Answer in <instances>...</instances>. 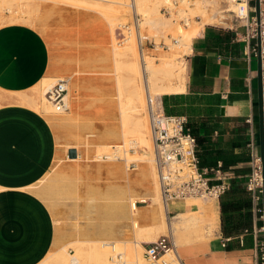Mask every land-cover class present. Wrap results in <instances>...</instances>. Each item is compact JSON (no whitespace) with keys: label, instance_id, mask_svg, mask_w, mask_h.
Here are the masks:
<instances>
[{"label":"crops","instance_id":"obj_1","mask_svg":"<svg viewBox=\"0 0 264 264\" xmlns=\"http://www.w3.org/2000/svg\"><path fill=\"white\" fill-rule=\"evenodd\" d=\"M246 31L245 22L234 18L227 26L200 25L191 38L190 50L184 54V90L159 96L161 100L164 95L184 97L177 101L176 113L186 116L196 138L199 165L209 168L219 165V181L229 186L226 191L231 187L245 189L252 157L260 154L257 57L246 50ZM48 72V43L37 28L24 23L0 25V90L27 91L48 76ZM69 148L65 152L57 148L52 125L42 113L24 104L0 105V264H36L53 244L63 245L75 235L101 233L87 230L88 227L123 225L127 232L128 176L124 168L118 164L75 162V158L67 156ZM59 157L61 161L57 162ZM111 167L116 171H110ZM54 168L57 177L66 172L72 184L79 174L76 187H61L62 197L57 199L55 209L41 197L44 179ZM87 178L95 180L91 187L96 198L92 211L75 206V198L65 199L69 193L88 194L85 190L88 187L81 183V179ZM112 178H115L114 213ZM185 201V198L170 201L167 213L203 209L201 203L191 205ZM211 203L215 212L213 233L178 247L181 263L256 264L257 244L264 238L261 230L264 221L252 199L251 232L244 229L231 236H224L221 230L220 197ZM140 207L143 214L149 216L152 212L145 205ZM157 220L151 214L145 222L149 225ZM56 227L74 228L73 237L55 241Z\"/></svg>","mask_w":264,"mask_h":264},{"label":"rangeland","instance_id":"obj_2","mask_svg":"<svg viewBox=\"0 0 264 264\" xmlns=\"http://www.w3.org/2000/svg\"><path fill=\"white\" fill-rule=\"evenodd\" d=\"M47 1L46 0L45 1L44 0H0V25L10 22L28 24L37 28L45 37L49 47V72L47 75L54 76L57 78H67V79L71 75H73V77L71 78V82L70 79H68L70 82V85L68 87L72 92L71 93L72 96L75 97L73 106L70 100L67 98L69 109L64 113H56L54 111L45 112V110L43 109L44 107L43 103L41 104V111L38 112L42 113L49 119L53 128V132L55 133L57 148L64 150V152L68 147L76 148L77 150H79V153H77V157L75 158L76 159L75 162L82 164L102 163L113 166H115V164H118L121 166L122 170L124 168L128 176L127 178L128 223L126 227L127 232L125 233V227H123V225L121 228L119 226L112 228L88 227L87 230L90 231L96 230V231H100L101 233L96 234L94 236L90 234H84L81 235L80 237L75 235L74 236L75 238L72 239V241L69 240V242H66L63 245L57 246L53 244L49 249V251L47 252V254L45 255V256L49 255L46 264H52V262L50 261L51 259L53 260V256H54L53 252L57 253L58 250L62 248V246L66 247L70 255H74L75 253L74 246L76 244L81 243L84 240H108V241L130 240L133 242V240L144 238L145 233L143 231H145L147 227L148 228L152 227V229H156L158 227L159 229L158 225L162 223L160 210L158 208H159V203H163V202L160 201L162 199L160 196V191L158 189L159 187H157L158 194L155 191V184L153 183L154 180L151 177L153 171L152 167L149 165V168L145 172V176L141 177L140 170L142 163L139 160H135V159L131 160L132 158H130L129 161L127 162L126 159L123 158V156L122 159L109 158L102 160L98 158V155L101 154L100 149H98L99 144L108 143L112 145L111 149H113L115 148V145L120 146L122 143L123 138L121 139V135H120V129H121L120 125L123 114L121 113V106L124 107L123 104L126 105L128 100L127 96L129 93V88L131 87L130 85H132L134 81L131 71L125 65L120 64L118 66V71L115 70V66L113 62L114 61L113 49L114 46L121 47L120 45L123 44V43L118 44V39L120 38V29L118 27V24L130 21L132 19L133 11H136L141 15L143 22L144 18H146V16L150 14V12H153V9L157 7V9L160 11L163 17H166L167 19L171 20L170 21L171 28L167 26L163 29V31H156L153 28H151L149 25H148L149 27H147L145 25L146 23H141V27H142L141 29L147 35L154 36L157 42L161 40L164 41L168 45V48L158 45L155 49H148L144 55L147 56L146 59L154 58L153 59L154 63L155 62L158 63L161 60L171 58L174 64H176L175 65L176 71H174L173 73L176 74L175 72H177V70L181 68L182 69L181 76L184 80L185 77L184 54H186L187 51L186 52L181 51L182 50L181 39L185 36L186 34L185 32H187V30L189 29V25H191L193 22L194 23L196 22L197 24L199 23V25L203 26V24L205 23H200V22L202 20L201 14L204 10V11H208L209 13H212L213 11L215 14L217 13L224 14L227 18L226 24L219 22L217 23L213 22L211 24L227 26L230 24L231 18H233L231 9H234V5L233 2H231V0H213V2L212 0H210V2L209 0H204V3L202 2V4H206L205 7L201 8L200 6V8L198 9L197 7H195L196 0H184L183 2H179L178 5L174 8L178 12V14L174 15L173 13H171V15L169 16L163 13L161 9L163 5L167 3L166 0H138L136 4L137 7L139 8L141 6L140 9H136V5H133L132 0H127L128 5L121 6L122 8H124L122 9V11L124 12L121 14H117L118 13L117 11L119 9L121 10V7H119L118 3L116 2L117 0H52V1L47 0ZM138 3L140 5H138ZM9 6L13 9L12 11H8L7 8ZM148 10H150V12H146ZM145 12L148 14H146ZM112 15L114 17L115 15H117L116 19H118L115 21L116 23L113 29L114 32H115V28L116 30L118 29L115 33H113L114 36L113 40L111 39L112 37L110 38L111 36V34H109L110 26L108 24V20L110 19V17H112ZM14 16H17L19 18L15 20L13 19ZM181 16H187L189 18V22L186 26L179 24L178 19ZM27 17L30 18L27 19ZM107 18L109 19L107 20ZM13 20H15L16 22L15 21L13 22ZM182 34L184 35L182 36ZM173 38L178 39V42L174 43L172 41ZM113 41H114L113 44L115 45L112 44ZM162 57L163 59H161ZM138 58L139 61L143 62L139 54H138ZM147 73L148 71H145L144 77L142 74L136 77V81L137 83H139V85H141V87H143L142 91L144 93H145L144 86L148 85V78L150 80V74ZM157 75L159 76L160 74L157 73ZM75 78L77 80L76 91L73 90L76 89V86L72 84V80H74ZM173 81H176V76L173 77ZM32 91L33 89L31 90L29 89L25 92L31 94ZM162 95L163 93L158 94L157 96L153 97L154 100L152 101L157 102L161 100L160 97ZM20 97H22L21 91L5 92L3 90H0V105L4 103L20 102L21 101ZM145 103H146L145 108L144 107L141 108L139 117L145 119L147 117L146 121L147 124L149 125V117L147 110L148 108L147 104H149L148 98L146 99ZM143 109L145 111V114L143 113L144 112ZM143 115H145V117ZM132 137L135 138L133 135H131L130 138ZM149 137L151 140L150 134ZM137 144L138 143L136 142L129 145L127 144L126 146L123 145L124 148H127L128 157H137L138 155H140V153H144L146 151L144 147L139 146ZM121 150L123 153V149ZM152 153L154 158V148H152ZM64 159L68 160L66 156H64ZM56 161L60 162L61 161L60 157ZM147 164L150 163L147 162ZM153 166L155 169L154 161H153ZM47 175H48L47 178L44 179L45 181L44 182L42 181L44 184V186L42 185L44 193L41 195V197L44 200H47V203L51 208L55 209L57 205V199H61L62 197L61 187L63 185L68 186L69 188H71L72 185L76 187L78 185L79 174L76 177L75 179L76 181H74L73 184L67 178L66 172L64 173V176H62V173H60V176L57 177L55 168L53 169V171H49V174ZM42 182H39L37 185L40 186ZM94 182L95 180L91 178H87V181L85 179H81L82 186H84V188L88 187V189L85 190H88L89 193L83 195H78V194L72 195L71 193H69V196H65V199L75 198L76 199L75 206H82L83 208L86 207V209H90V211H92L94 209L95 199H96L95 196L91 193V187L94 185ZM157 185H158V180H157ZM131 198L136 201H139L140 198H146V201L137 203V206L139 207L138 211L132 212L130 207V202L132 200ZM152 198H155L156 203L155 202L153 203L152 201L151 204ZM190 198L195 199V203L193 200L189 204L195 205L197 203H201L203 209L205 210L212 209L211 202L213 201V199H203L196 197H190ZM115 200H116L115 178H112L113 213L115 212V204H116ZM141 205H145L147 206V208L151 209L152 212L149 213L150 217L152 214V216H155L156 219L158 218V220L155 221L154 224L152 223H150L149 225L146 224L147 222H145V220L149 216L147 213L143 214L141 212L142 210V208L140 207ZM168 215H169L168 219L170 221H174L176 220V218L177 220L179 219L178 212L175 214L170 213ZM134 220L138 222L139 226H142L143 228L141 230L142 232L137 231L139 229L138 228L136 229L134 227L133 225ZM56 224L57 222L55 221V226ZM206 224L202 223L203 227L202 226L201 227L203 228L205 235L208 237L209 235H212L213 229L211 228L213 227L210 225L211 228L209 229V225L207 226ZM180 226L181 229L177 230L179 231V233H183L184 235L188 233L187 236H190L191 238L193 237L192 238L193 240H198L197 237L192 233V231L194 230L192 227L186 229V227L185 228L183 227V224ZM206 229L207 231H205ZM72 230H74V228L68 227L62 229L61 227H56L55 241H57V239L58 241L61 240L64 241L66 238L70 239L71 237H73L71 234ZM110 230L112 231V234L102 233L103 231L109 232ZM121 230H122V234H120ZM167 232L168 231L162 233L159 232L157 236H155L154 240L160 234H165ZM145 242L146 241L142 242L143 246ZM49 258L51 259L48 260ZM145 261L150 264V262L147 261L146 259Z\"/></svg>","mask_w":264,"mask_h":264},{"label":"bare ground","instance_id":"obj_3","mask_svg":"<svg viewBox=\"0 0 264 264\" xmlns=\"http://www.w3.org/2000/svg\"><path fill=\"white\" fill-rule=\"evenodd\" d=\"M50 1H52V0H50ZM132 1H133V5H136V9L141 8V6H140V8L137 7L136 3L138 0H132ZM167 1H169V0H166V2ZM116 2L118 3L119 7H121L123 5H125V6L128 5L127 0H117ZM202 2L204 3V0L203 1L202 0H196L195 1V7H197L198 9L200 8V6H201V8H204L206 4H202ZM209 2H210V0H209ZM212 2H213V0H212ZM214 4H215V1H214ZM138 5H140V4L138 3ZM233 5H234V3H233ZM37 8H38V6H37ZM7 9H8V11L13 10L10 6ZM122 9H124V8L121 7V10L119 9L117 11L118 12L117 14L123 13L124 11H122ZM234 9H235V5H234ZM231 10H233V9H231ZM146 12H150V10H148ZM146 14H148V13H146ZM201 17H202V20L200 23H205V24L213 23V22L226 23V16L224 14H219V13L215 14L213 11H212V13H209L208 11L203 10ZM18 18L19 17H17V16L13 17V19H15V20H17ZM29 18L27 17V19H29ZM33 18H34V16H33ZM116 18H117V15H115V17L112 15V17H110V19L107 18V20L109 19L108 24L110 26V32H111V33L109 32V34H111L110 38L112 37L111 38L112 40L114 37L113 33H115L118 30V29L116 30V28H115V32L113 31L114 25L116 23L115 21L118 20ZM15 20H13V22ZM170 21L171 20L167 19L166 17H163L162 14L160 13V11L157 9V7H155L153 9V12H150V14H148L146 16V18H144V21L142 23H146L145 25L147 27L150 26L151 28H153L156 31H163V29L167 26H169L171 28ZM174 28H172V29H174ZM199 29H200L199 23L197 24L196 22L195 23L193 22L191 25H189V29L188 30L186 29L187 32L184 31L186 34L181 39V45H182V50L180 49L181 51H185V52L187 51L188 52L190 50L191 38L193 35L198 33ZM178 32H180V31H178ZM183 35L184 34H182V36ZM135 40L136 39L134 38V35H131L122 44L123 46L122 45H120L121 47H115L114 46V49L112 48L113 49V56H114L113 62H114L115 70L118 71V66L120 64L125 65L131 71V74H132L133 80H134L133 84L130 85L131 87L129 88V93L127 96L128 97L127 103H126V105L123 104L124 107L121 106V113L123 114V117L121 120V125H120L121 126L120 127L121 128L120 129V135H121V139L123 138L122 143L120 146L115 145V148H113V149H111L112 145H110L108 143H101L98 145L99 146L98 149H100L101 154H105L111 158L116 157V158L122 159V156H123V158H125L127 162L129 161L130 158H132L131 160H134V159L139 160L142 163L141 164V170H140V176L141 177L145 176V172L147 171V169L149 168V165H150L152 167V170H153L151 177L154 180L153 183L155 184V191L158 194V191H157L158 185H157V180H156L157 174H156V170L154 169V166H153V161H154V158L152 155L153 154L152 153L153 144H152V141L150 140V137H149L150 128H149V125L147 124V121H146L147 117H146V119L140 118L139 114H140L141 108H143V107L145 108V104H146L145 101L147 98L154 100L153 97L157 96L160 93H172V92H178V91L184 90V80L181 76V74H182L181 68L178 69L177 72H175L176 74L173 73L174 71H176V69H175L176 64H174V62L171 58L161 60L158 63H156V62L154 63L153 62L154 58L153 59H146L147 56L144 55L142 58L143 62L139 61V58H138L139 52L137 51L139 46L137 45ZM115 41H117V40H115ZM113 43H114V41L112 42V44ZM113 45H115V44H113ZM112 49H111V51H112ZM137 52H138V54H137ZM180 57H181V55H180ZM161 59H163V57ZM145 60H146V62H145ZM182 65H183V63H182ZM180 67H182V66H180ZM112 70H114V69H112ZM145 71H148V73L150 74V80L148 78V85L144 86V90H145L146 94L142 91L143 87H141V85H139V83H137V81H136L137 76L142 74L144 77ZM157 73L160 75L158 76ZM174 76H176V81H173ZM72 77H73V75H71L68 78V79H70V82H71ZM119 78H121V77H119ZM57 79L58 78L54 77V76H44L37 84H35L32 88H30V90L33 89L31 94H28L25 91H21V94H22V97H20L21 101L17 102V104H24L26 106L33 108L36 111H41V104L43 103V105H44L43 109L45 110V112L53 111V108H52L51 104L49 102H47V100L44 96V93H45L47 88H49L54 82H56ZM70 82L68 80V86L70 85ZM72 84H74L76 86V89H73L74 91H76L77 90L76 78L74 80H72ZM71 93L72 92H71L70 88L68 87L67 98L70 100V102L73 106V102H74L75 97L72 96ZM146 108H147V106H146ZM143 111H144V109H143ZM143 113L145 114V111ZM143 116L145 117V115H143ZM131 135H133L135 138H133V137L130 138ZM136 142L138 143L137 145L144 147V149H146V151L144 150L145 152L140 153V155H138L137 157H128L127 156V154H128L127 148H124V146H126L127 144L128 145L133 144ZM121 149H123V153H122ZM147 162H149L150 164H147ZM111 168L112 169H110V171H112V172L116 171V169H113L114 167H111ZM150 173H151V171H150ZM139 200H145L146 201V198H140ZM185 200H186L185 202H187V203H190L191 201L194 200V203H195V199H192L190 197L186 198ZM152 201L154 203L155 198H152L151 204H152ZM160 201H162V200H160ZM130 207H131L132 212L138 211L139 207L136 204V200H134V199L131 200ZM158 209L160 210L162 223L160 225H158L159 229H158V227L156 229H152V227H150V228L147 227L145 229V231H143L145 233L143 239L133 240V242L130 240H115V241L84 240L81 243L76 244L74 246V249H75L74 255H70L69 252L67 251L66 247L62 246V248L59 249L60 251L58 250L57 253L53 252V254H54V256L52 254L53 260L51 258H49L48 260L51 259L50 262H52V264H118V260H115V256L120 254L121 257H123V259L125 260V262L127 264H149L145 261V258L143 257V254H142V250L144 249L142 242L143 241L150 242V241L154 240L155 236H157V234L159 232L162 233V232L168 231L173 235L174 243L176 246L175 254H173L170 257L171 263H169V264H182L180 259H179V254H178V250H177L178 247H180L184 243L192 242L195 240L192 239L193 237L191 238L190 236H187L188 233L186 235H184L183 233H179V231H177V230L181 229L180 225L183 224V227L184 228L186 227V229L192 227L194 229L192 231L193 235H195L198 240L204 239L207 236L205 235L204 230L202 228L203 227L202 223L203 224L207 223L206 225L207 226L209 225V229H210L211 228L210 225L212 226V220L214 218L215 212L212 211L213 208L211 210L202 209L199 211L196 210V211L178 212L179 213V215H178L179 219L177 220V218H176V220L170 221L168 219V215H167L168 209L166 208V206L163 203H159ZM133 225L136 229L137 228L139 229L137 231L142 232L141 230L143 228H142V226H139V224L136 220L133 221ZM211 229H213V228H211ZM205 231H207V229ZM48 256L49 255L43 257V259L41 261L37 262L36 264H46ZM48 263H49V261H48Z\"/></svg>","mask_w":264,"mask_h":264},{"label":"built area","instance_id":"obj_4","mask_svg":"<svg viewBox=\"0 0 264 264\" xmlns=\"http://www.w3.org/2000/svg\"><path fill=\"white\" fill-rule=\"evenodd\" d=\"M184 0H169L161 8L167 15H177L174 9L179 2ZM235 9L232 15L234 20L245 22L247 31L244 36L245 47L248 54L260 55L262 70V99L264 121V0L260 1V14L257 21L254 12V0H231ZM179 24L186 26L189 22L187 16L179 17ZM142 17L136 11L132 12L130 21L120 23V38L118 44L124 43L134 34L139 55L143 58L148 49H155L158 45L168 48L164 41H156L154 36H149L141 29ZM260 38L259 47L257 37ZM174 43L178 39L173 38ZM68 79L58 78L44 96L56 113L68 111L67 99ZM148 104V117L150 136L154 148V163L157 174L158 187L163 204L170 201L196 197L203 199H219L220 195L228 189V184L219 181L221 171L218 167L209 168L199 165L196 151V138L187 125V118L181 114H167L164 112L161 100L153 102L150 98ZM99 159H109L105 154L98 155ZM117 159L116 157H114ZM264 177L262 175V163L259 155H253L250 172L244 182L245 189L250 194L255 210L263 218L262 189ZM145 200L136 201L137 203ZM169 213V212H168ZM264 232V227H261ZM224 245V244H223ZM176 246L173 235L168 232L160 234L155 240L144 243L143 257L152 264H169L171 256L175 254ZM119 255V256H118ZM115 256L118 264H127L120 254ZM256 264H264V238L257 244Z\"/></svg>","mask_w":264,"mask_h":264},{"label":"trees","instance_id":"obj_5","mask_svg":"<svg viewBox=\"0 0 264 264\" xmlns=\"http://www.w3.org/2000/svg\"><path fill=\"white\" fill-rule=\"evenodd\" d=\"M182 95H164L162 106L167 114H178L177 104ZM251 199L244 188L231 187L220 195L221 230L224 236H231L246 229L251 232Z\"/></svg>","mask_w":264,"mask_h":264},{"label":"water","instance_id":"obj_6","mask_svg":"<svg viewBox=\"0 0 264 264\" xmlns=\"http://www.w3.org/2000/svg\"><path fill=\"white\" fill-rule=\"evenodd\" d=\"M254 12L257 21L259 20V14H260V1L254 0ZM257 45L259 47L260 44V38L259 36L256 39ZM257 78H258V119H259V146H260V154L259 157L261 159L262 163V175L264 177V121H263V99H262V70H261V60L260 55L257 54ZM67 156L69 158H76L77 157V150L76 148H69L67 150ZM262 206L264 210V181H263V189H262ZM263 221H264V212H263ZM264 227V224H263Z\"/></svg>","mask_w":264,"mask_h":264}]
</instances>
